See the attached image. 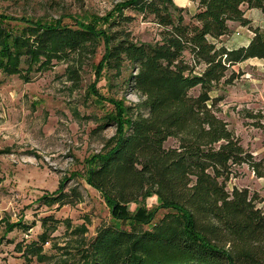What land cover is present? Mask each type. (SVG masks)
Wrapping results in <instances>:
<instances>
[{"label": "trees", "instance_id": "1", "mask_svg": "<svg viewBox=\"0 0 264 264\" xmlns=\"http://www.w3.org/2000/svg\"><path fill=\"white\" fill-rule=\"evenodd\" d=\"M264 12V0H197L188 23L173 0H127L112 16L107 30L27 21L11 26L0 15V72L19 75L47 68L54 59L93 54L98 36L105 42L103 67L118 74L126 65L133 89L143 101L127 107L109 147L87 160L86 181L100 192L118 219L76 247L78 264H264V211L249 189L227 190L233 167L247 164L264 177V160H257L215 111L212 97L220 84H232L231 68L249 59H264V31L252 26L247 10ZM132 10L153 16L162 27L161 40L139 43L127 26ZM249 27L247 45L228 47L223 37L231 24ZM189 54V58H186ZM199 88L198 95L191 92ZM177 138L178 147L166 141ZM64 184L40 200H82L77 188ZM156 196L168 212L155 221L154 212L127 207ZM126 221V225L119 222ZM52 218L42 219L49 227ZM27 229L8 221L6 232ZM80 230H75V233ZM85 233V231H84ZM47 230L24 251L26 258H43Z\"/></svg>", "mask_w": 264, "mask_h": 264}, {"label": "rangeland", "instance_id": "2", "mask_svg": "<svg viewBox=\"0 0 264 264\" xmlns=\"http://www.w3.org/2000/svg\"><path fill=\"white\" fill-rule=\"evenodd\" d=\"M125 1L0 0V15L11 26L30 20L60 21L72 27L82 23L99 32L108 29ZM173 2L188 23L197 10V0ZM123 11L133 17L127 28L135 41L161 40L163 29L153 16ZM247 12L252 26L264 31V12ZM231 29L223 37L228 47L246 44L254 35L236 22ZM98 40L93 54L54 59L47 68L30 72L29 81L0 72V264H78L80 242L93 239L100 228L118 219L100 192L87 183L86 162L109 147L119 124L128 117L126 108L133 107L136 113L143 98L133 89L135 70L131 66L126 65L120 74L103 67L105 42L99 36ZM232 73L236 77L232 84L222 83L211 93L219 99L216 114L257 160H264V59L235 65ZM199 91L196 88L191 93L198 95ZM165 146L178 147V139L169 138ZM63 184L65 192L79 189L82 200L52 205L40 200ZM235 187L249 189L264 211V177H258L247 164L234 166L227 190ZM139 207L154 212L155 221L168 212L156 196L129 205L127 211L135 215ZM44 218H52L53 224L43 226ZM8 221H21L27 229L7 233ZM119 222L126 225L123 219ZM76 229L81 233H75ZM45 230L49 241L43 246L44 257L26 258L24 251L38 243Z\"/></svg>", "mask_w": 264, "mask_h": 264}, {"label": "crops", "instance_id": "3", "mask_svg": "<svg viewBox=\"0 0 264 264\" xmlns=\"http://www.w3.org/2000/svg\"><path fill=\"white\" fill-rule=\"evenodd\" d=\"M251 10H254V9H251ZM247 13L248 12H246V16H247ZM248 17V16H247ZM248 18H250V17H248ZM250 40H251V38H250ZM250 40H248V42L246 43V44H242V45H247L249 42H250ZM242 45H239V46H242ZM238 47V46H237Z\"/></svg>", "mask_w": 264, "mask_h": 264}]
</instances>
